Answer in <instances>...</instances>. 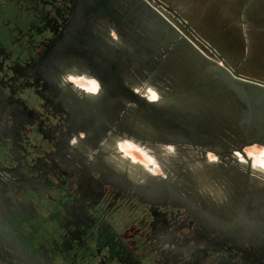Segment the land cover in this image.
<instances>
[{"label": "flooded vegetation", "instance_id": "1", "mask_svg": "<svg viewBox=\"0 0 264 264\" xmlns=\"http://www.w3.org/2000/svg\"><path fill=\"white\" fill-rule=\"evenodd\" d=\"M237 1L240 24L264 26V0ZM23 2L28 24L3 25L0 48V187L13 192L0 196V264H139L133 248L153 251V264H264V199L228 153L264 148V92L195 57L207 70L198 78L176 59L189 51L177 19L149 0ZM172 76L192 98L189 117L161 107ZM142 125L153 143L212 152L200 170L218 191L114 169L113 137L130 138L121 151ZM220 168L243 181L225 183Z\"/></svg>", "mask_w": 264, "mask_h": 264}, {"label": "rangeland", "instance_id": "2", "mask_svg": "<svg viewBox=\"0 0 264 264\" xmlns=\"http://www.w3.org/2000/svg\"><path fill=\"white\" fill-rule=\"evenodd\" d=\"M166 6L169 4L173 6L174 12H176L184 22H186L192 30L197 33L206 43H208L217 53L220 55L234 70H239L244 74H251L257 72L258 76H261V72L253 70L249 64V57L259 54L260 49L255 46L256 32L255 28L249 30L246 27L239 26L238 15V1L237 0H160ZM161 14L163 12L159 10ZM164 15V14H163ZM168 19L167 15H164ZM173 25L178 28L179 31L184 27L175 22ZM248 32V33H246ZM184 33V32H183ZM251 33V34H249ZM186 36V32L184 33ZM246 46V47H245ZM189 47L187 54L183 56L178 54L177 61L186 63L192 62L199 71L198 78L206 77L207 70L199 67L196 63L195 57L203 60V58L193 49ZM241 56V58H240ZM245 57V58H244ZM209 78V77H207ZM175 81V88L172 92L168 89H161L162 103L161 107L169 113L178 111L183 117H189L191 113H195L196 109L190 104L192 98H189L188 93L185 91V85L180 82V77L172 76ZM151 89L150 85L146 84L141 93L146 95L147 90ZM183 91L182 93L172 96L174 90ZM172 101V103H168ZM143 133L140 137H135V141L131 143L125 142L119 145L121 151L117 149L119 142L128 141L121 137H113L114 141L110 142V154L108 159L111 161L113 168L117 171L126 173L130 179L134 182L148 183L161 185L158 178L164 177L168 182H182L187 183L189 180L193 183L202 185V189L208 192L210 195L216 193L218 189L213 183H205L208 178V174L204 171L201 172L200 167L206 164V168L209 169V165H213L217 160V157L210 151H197L191 147H174L170 144H157L153 143V134L151 129L142 125ZM166 136V134L162 135ZM235 135H225V142H229L230 139L236 138ZM130 141V140H129ZM145 143H144V142ZM203 144H210L212 137L204 135L200 139ZM107 148V149H109ZM232 154L229 158L239 160L238 172L240 176L245 175L244 170H249L250 178L247 179L248 187L254 192H260L258 198L263 201L264 199V148L262 147H249L241 151L228 152ZM247 157H246V156ZM158 159L161 169L158 168V164L154 158ZM150 161H153L157 166L155 169V175H151L143 169V165L146 167ZM204 162V163H203ZM253 162V165H252ZM251 166L250 167H248ZM221 172L217 174L219 179L227 182H240L243 181L242 177L231 178L228 171L220 168ZM159 173V175H157ZM213 175V173H210ZM237 175V174H236ZM203 183V184H202ZM39 231V230H38Z\"/></svg>", "mask_w": 264, "mask_h": 264}, {"label": "water", "instance_id": "3", "mask_svg": "<svg viewBox=\"0 0 264 264\" xmlns=\"http://www.w3.org/2000/svg\"><path fill=\"white\" fill-rule=\"evenodd\" d=\"M153 2L155 5L160 7L161 11L170 13L174 18H176L180 23L183 25V27L191 31L189 25L185 23L182 18L174 12L171 8L165 6L160 0H149ZM23 0H18V4L13 5L11 0H0V48L4 49L6 48V41L4 38V32L5 27L3 25L7 24L8 22H15L16 25L20 26V28H25L28 24V20L30 19V15L26 13L24 10H22L24 7ZM17 7V8H16ZM161 18L163 16L161 15ZM176 31L179 38H183V35L181 32H179L175 27H173ZM6 32V31H5ZM193 36L197 37L195 34ZM186 39V38H185ZM188 44L191 48H193L203 59L208 61L209 63L213 64L218 69L222 70L232 81L247 85L259 90L264 91V81H260L254 78H249L246 76L241 75L237 71H234L229 64L220 56L218 55L215 50L212 47H208L209 52L214 56V61L206 59L201 53H199L186 39ZM4 61L0 58V66H2ZM1 69H0V76H1ZM128 139H130L128 137ZM4 150H7V147H3ZM32 193H35L32 191ZM132 255L134 260L138 261L139 264H153L155 263V255L153 254V251H150L147 248L142 249H132Z\"/></svg>", "mask_w": 264, "mask_h": 264}, {"label": "crops", "instance_id": "4", "mask_svg": "<svg viewBox=\"0 0 264 264\" xmlns=\"http://www.w3.org/2000/svg\"><path fill=\"white\" fill-rule=\"evenodd\" d=\"M238 24H239V26L246 27L249 30H251V28H253V29L255 28L254 30H255V32L257 34L256 35L257 39H256V42H255V46L257 48H259L260 51H259V54H257L256 56H254V57L252 56L251 58L249 57V61L248 62H249L250 66H251V68L253 70L261 72V76H258L256 74L257 72H254V73H251V74H244V73L240 72L239 70H234V69L233 70L237 71L238 73H240L243 76H246V77H249V78H254V79H257V80H260V81H264V26H262V25L253 26V25H251L249 23H244V24L243 23H241V24L238 23ZM246 33H248V32H246ZM249 34H251V33H249ZM240 58H241V56H240ZM253 89L259 90V89H256V88H253ZM259 91L264 92L263 90H259ZM12 195H13L12 190H10L9 188L0 187V196H2L3 198L7 199V198H10Z\"/></svg>", "mask_w": 264, "mask_h": 264}, {"label": "built area", "instance_id": "5", "mask_svg": "<svg viewBox=\"0 0 264 264\" xmlns=\"http://www.w3.org/2000/svg\"><path fill=\"white\" fill-rule=\"evenodd\" d=\"M178 21V20H177ZM180 23V21H178ZM186 23V22H185ZM181 24V23H180ZM182 25V24H181ZM183 26V25H182ZM175 27V26H174ZM176 28V27H175ZM178 30V28H176ZM179 31V30H178ZM187 31V36L182 33V35L190 42V44L199 52L201 53L206 59L214 61V56L209 52L208 47H211L208 43H206L200 36L195 33L192 29L191 31ZM195 34L197 37L193 36ZM216 52V51H215ZM217 53V52H216ZM218 54V53H217Z\"/></svg>", "mask_w": 264, "mask_h": 264}, {"label": "bare ground", "instance_id": "6", "mask_svg": "<svg viewBox=\"0 0 264 264\" xmlns=\"http://www.w3.org/2000/svg\"><path fill=\"white\" fill-rule=\"evenodd\" d=\"M146 167L151 170H154L157 166L155 165L153 161H150Z\"/></svg>", "mask_w": 264, "mask_h": 264}, {"label": "clouds", "instance_id": "7", "mask_svg": "<svg viewBox=\"0 0 264 264\" xmlns=\"http://www.w3.org/2000/svg\"><path fill=\"white\" fill-rule=\"evenodd\" d=\"M113 39H115V36H113ZM76 143V141H75V139H72L71 141H70V144H75ZM157 175H159V173H157Z\"/></svg>", "mask_w": 264, "mask_h": 264}, {"label": "snow or ice", "instance_id": "8", "mask_svg": "<svg viewBox=\"0 0 264 264\" xmlns=\"http://www.w3.org/2000/svg\"><path fill=\"white\" fill-rule=\"evenodd\" d=\"M94 90V89H93Z\"/></svg>", "mask_w": 264, "mask_h": 264}]
</instances>
